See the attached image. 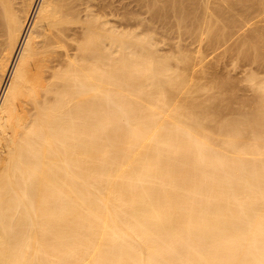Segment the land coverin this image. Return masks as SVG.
I'll list each match as a JSON object with an SVG mask.
<instances>
[{
	"label": "bare ground",
	"instance_id": "bare-ground-1",
	"mask_svg": "<svg viewBox=\"0 0 264 264\" xmlns=\"http://www.w3.org/2000/svg\"><path fill=\"white\" fill-rule=\"evenodd\" d=\"M0 264H264V0H0Z\"/></svg>",
	"mask_w": 264,
	"mask_h": 264
},
{
	"label": "rangeland",
	"instance_id": "rangeland-1",
	"mask_svg": "<svg viewBox=\"0 0 264 264\" xmlns=\"http://www.w3.org/2000/svg\"><path fill=\"white\" fill-rule=\"evenodd\" d=\"M178 34V35H177ZM175 35V36H174ZM181 36V37H180ZM184 36V37H183ZM173 38V39H172ZM178 38V39H177ZM184 38H185V35H183V34H179V33H176V34H173L172 36H171V39H170V41H166V42H168L167 44H164L165 42H162L161 44H160V47L165 51V52H167V53H171V52H173V50H176V44L178 45V41L180 42V43H182L183 45H184V42H186V44L184 45V46H186V47H188L190 50H192L194 53H196V51H197V44L195 45V43L193 44V43H191L190 42V40L189 39H186V40H184ZM182 40V41H181ZM189 40V41H188ZM173 41H176V42H173ZM189 43V44H188ZM171 45V46H170ZM170 46V47H169ZM174 46V47H173Z\"/></svg>",
	"mask_w": 264,
	"mask_h": 264
}]
</instances>
